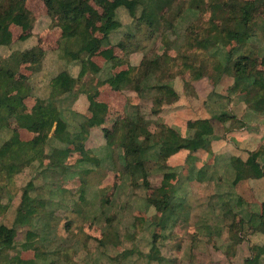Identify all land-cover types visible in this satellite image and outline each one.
I'll list each match as a JSON object with an SVG mask.
<instances>
[{"label": "rangeland", "instance_id": "1", "mask_svg": "<svg viewBox=\"0 0 264 264\" xmlns=\"http://www.w3.org/2000/svg\"><path fill=\"white\" fill-rule=\"evenodd\" d=\"M188 1L164 4V18L154 33L145 25L137 38L127 39L120 32L112 36L124 47L100 49L92 60L102 70L96 73L88 68L83 77L82 66H75L66 55L70 42L62 25L50 16L42 0L26 2L31 14L29 30L18 19L10 22L12 41L9 46L0 45V63L30 50L40 55L38 60L22 63L14 76L27 84L31 95L24 100V113L39 121L37 105L53 98L74 142L63 148L42 133L19 129L21 140L39 146L40 154L12 180L7 170L0 176V225L18 231L16 248L0 251V264L29 260L35 264H264V225L259 224L264 209L245 213L229 197V214L222 207L225 218L211 215L210 188L202 181H190L194 173L191 157L179 156L168 165L159 156L160 143L173 130L162 126L157 117L159 98L174 88L175 80L180 78L189 88L194 79L210 75V55L196 40L218 33L226 50L238 47L236 22L229 21L226 6H257L247 21L251 38L240 49L256 61L258 74H263L262 86L257 87L264 91V0H204L191 13L186 11ZM121 3L81 0L87 15H94V36L104 37L115 19L124 25L131 23ZM11 11L9 5L1 4L0 21ZM23 36L27 39L22 40ZM159 55L165 59L156 67L155 79L147 83L161 88L135 91L133 80L142 62ZM219 64L220 57L215 56L216 69ZM9 124L0 133V147L17 128L16 118L11 117ZM94 124H105L107 134ZM124 143L134 153L148 150L146 181L136 182L126 168ZM203 179L206 183L210 177ZM30 182L34 186L31 196L44 204L32 224L24 227L16 225V217ZM159 188L172 197V209L166 213L157 212L150 203L151 198H161ZM216 218L224 219L223 227L212 226ZM28 232L34 234L31 248L26 247ZM153 246L160 260L150 258Z\"/></svg>", "mask_w": 264, "mask_h": 264}, {"label": "trees", "instance_id": "2", "mask_svg": "<svg viewBox=\"0 0 264 264\" xmlns=\"http://www.w3.org/2000/svg\"><path fill=\"white\" fill-rule=\"evenodd\" d=\"M48 9L52 18L58 20L62 25L65 37L70 44L65 49L66 55L71 58L74 65H81L82 70L80 77L86 74L88 68L99 73L102 69L92 60L97 52L107 46L116 45L124 47V43H116L112 36L120 32L128 38H137L139 33H142L144 26L147 25L152 33L155 32V26L164 18V4L171 3L172 0H122L121 6L128 13L131 20L130 24L124 25L119 20H114L107 27L104 37L99 38L92 34V19L94 15H87L81 5V0H42ZM27 0H0V5L5 3L11 8V13L0 21V45L9 46L12 41V33L10 31V22L18 19L24 29L27 31L31 28V14L26 7ZM204 0H189L186 7L187 12L199 10ZM231 13L229 21L236 22L235 36L238 47L226 50L223 44L221 34L210 33L209 36L203 39L196 40L198 47L207 51L212 57H220V64L217 66L223 75L232 77L235 83L248 82L251 89L246 98L256 100V108L264 110V91L261 92L255 84L256 78V61L250 54L241 53L240 47L247 44L250 36L246 31L248 17L253 14L257 6L255 3L248 8H239L237 6H226ZM184 11V13L186 12ZM27 36H23L22 40H26ZM37 50H30L21 54H13L9 59L3 60L0 63V133L9 129L10 118L15 117L17 128L12 130L11 136L0 147V176L3 171L7 170L9 180L13 179L15 174L26 168L38 154H40L39 146L30 145V143L21 140L19 129H26L30 132L42 133L45 138L55 143L57 146L69 147L73 144V139L68 131L67 119L62 114L60 108L54 104L53 98L41 102L36 109L40 112L41 118L39 121L31 120L24 112V100L30 97L27 84L18 82L14 76L18 73V68L25 61H35L40 58ZM161 55V54H160ZM156 56L149 60H144L133 80V89L142 91L144 89L157 88L161 86H153L147 83L149 80L155 79L156 67H158L162 56ZM255 93V94H253ZM263 107H260V106ZM50 133L53 135L50 137ZM168 138V139H167ZM62 144V145H61ZM186 140L174 131L160 143L161 151L159 156L168 157L177 153L184 147ZM126 151L125 166L131 172V176L136 182L139 179H147L149 170L147 169V152L143 149L134 153L128 151L127 143L123 144ZM146 185L148 183L146 182ZM149 186V185H148ZM33 183L30 182L23 190L22 201L17 210L16 225L29 226L32 224L33 218L43 207L44 203H40L36 198L31 196ZM158 194H161L160 199L151 198L150 203L159 213H166L172 209L170 195L164 188L158 189ZM0 207L1 202H0ZM260 223L264 225V214L259 216ZM251 221V220H249ZM243 221H240V223ZM256 223V222H255ZM254 223V224H255ZM256 229V228H255ZM264 234V231H262ZM18 231L14 227H9L6 224L0 225V251H10L16 248V238ZM34 237L32 232L27 233L26 247L31 248L33 243L30 238ZM151 259L160 260V253L157 247L153 246ZM21 264H35L34 261H24Z\"/></svg>", "mask_w": 264, "mask_h": 264}, {"label": "crops", "instance_id": "3", "mask_svg": "<svg viewBox=\"0 0 264 264\" xmlns=\"http://www.w3.org/2000/svg\"><path fill=\"white\" fill-rule=\"evenodd\" d=\"M210 59V75L194 79L189 88L178 78L165 98H159L160 123L186 140L180 151L161 159L166 158L164 163L170 165L169 161L179 156H189L194 171L190 181L203 182L206 175L210 177L201 184L210 188L211 215L224 216L222 207L229 214V197L238 201V208L245 209L243 212L257 214L259 210L254 208L264 209V110L254 107L252 98H246L251 89L248 82L235 83L232 77L216 69L214 57ZM262 75L256 68V85L262 86ZM104 125L94 127L107 134ZM223 220L216 218L211 224L223 227Z\"/></svg>", "mask_w": 264, "mask_h": 264}]
</instances>
